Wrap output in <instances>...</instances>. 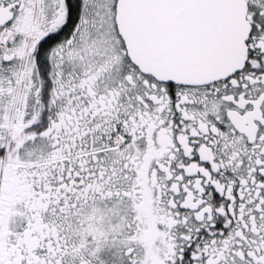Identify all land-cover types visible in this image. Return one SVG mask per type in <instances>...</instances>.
Listing matches in <instances>:
<instances>
[{
  "label": "snow or ice",
  "instance_id": "6c2138e0",
  "mask_svg": "<svg viewBox=\"0 0 264 264\" xmlns=\"http://www.w3.org/2000/svg\"><path fill=\"white\" fill-rule=\"evenodd\" d=\"M0 264H264V0H0Z\"/></svg>",
  "mask_w": 264,
  "mask_h": 264
}]
</instances>
